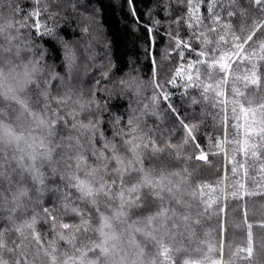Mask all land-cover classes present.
Segmentation results:
<instances>
[{
	"label": "trees",
	"instance_id": "1",
	"mask_svg": "<svg viewBox=\"0 0 264 264\" xmlns=\"http://www.w3.org/2000/svg\"><path fill=\"white\" fill-rule=\"evenodd\" d=\"M65 3L98 23L0 0V264H264V0H167L155 67L127 0Z\"/></svg>",
	"mask_w": 264,
	"mask_h": 264
},
{
	"label": "snow or ice",
	"instance_id": "2",
	"mask_svg": "<svg viewBox=\"0 0 264 264\" xmlns=\"http://www.w3.org/2000/svg\"><path fill=\"white\" fill-rule=\"evenodd\" d=\"M130 8L129 11L134 18V22L137 24V27L143 26L146 29L148 34L147 45L149 48L152 49L153 52V60L152 64L153 67L156 66V51H155V41H156V34L160 33V29L163 28L164 31L160 33V39L165 40L169 36L168 29L165 27L168 17L171 15V9L168 7L167 0H160V3H154L148 6V10L146 16L149 20L148 24L142 25L140 21V17L137 16L136 9L133 5V0H127ZM54 3L57 5L55 10H53L54 16H59L63 21L64 24L68 25L75 21L76 25L81 28L82 33L88 32V27L84 25H95L97 24L96 14H92L89 16H81L76 15L73 11L68 9L65 0H54ZM158 13V15H157ZM41 13L36 11L33 15L35 18L34 29L37 32H41L43 35H47L49 37H54L57 40H60V31L62 29L57 25H48L46 22H42L40 19ZM63 43V42H62ZM65 49V59L66 61L71 62L75 59L74 52L68 46L67 43L63 44ZM207 157H205L206 159Z\"/></svg>",
	"mask_w": 264,
	"mask_h": 264
}]
</instances>
